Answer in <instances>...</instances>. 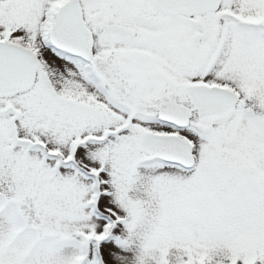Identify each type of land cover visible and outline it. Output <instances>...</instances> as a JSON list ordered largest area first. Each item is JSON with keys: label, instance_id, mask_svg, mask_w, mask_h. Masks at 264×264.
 I'll list each match as a JSON object with an SVG mask.
<instances>
[{"label": "snow or ice", "instance_id": "snow-or-ice-1", "mask_svg": "<svg viewBox=\"0 0 264 264\" xmlns=\"http://www.w3.org/2000/svg\"><path fill=\"white\" fill-rule=\"evenodd\" d=\"M0 264H264V0H0Z\"/></svg>", "mask_w": 264, "mask_h": 264}]
</instances>
